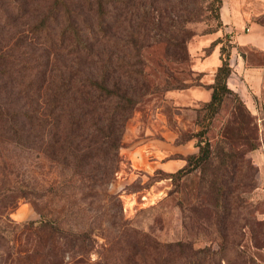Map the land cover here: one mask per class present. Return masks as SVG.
Listing matches in <instances>:
<instances>
[{
    "label": "trees",
    "instance_id": "16d2710c",
    "mask_svg": "<svg viewBox=\"0 0 264 264\" xmlns=\"http://www.w3.org/2000/svg\"><path fill=\"white\" fill-rule=\"evenodd\" d=\"M222 5V0H21L13 17L26 18V26L11 32V47L0 46V264H34L38 258L37 264H87L96 223L108 247L94 264L182 260L183 242H159L124 219L120 206L110 211L108 205L118 199L107 190L120 168L127 122L153 90L141 57L146 42L163 41L184 61L185 25L199 22L205 12L221 23ZM28 35L34 42L24 44ZM231 48L220 45L210 98L197 110L207 124L186 139L195 140L196 151L166 174L175 182L197 171L212 208L223 210V217L213 219L183 216L182 231L195 240L210 234L222 239L234 230L230 218L246 208L241 172L254 168L245 155L257 143L243 133L252 113L226 84ZM226 96L238 104L235 124L248 150L236 149L238 141L228 136L220 135L215 144L205 137ZM20 201L33 206L38 221L10 219ZM203 206L195 202L185 211L198 213Z\"/></svg>",
    "mask_w": 264,
    "mask_h": 264
},
{
    "label": "rangeland",
    "instance_id": "374dc122",
    "mask_svg": "<svg viewBox=\"0 0 264 264\" xmlns=\"http://www.w3.org/2000/svg\"><path fill=\"white\" fill-rule=\"evenodd\" d=\"M235 2L244 9L248 8L249 14L264 24V0ZM225 4L231 8L230 0ZM19 5L21 0H0L1 47H11V32L15 28L23 29L22 25L26 26V18L15 20L13 17L18 13L15 11ZM199 19V22L185 25L189 38L184 43L188 55L184 61H180L179 56H173L171 53L174 49H169L163 41L150 40L141 51L145 79L153 90L137 104L127 122L119 152L120 168L107 190L118 202L108 206L110 211L115 206H120L124 219L159 242H183L182 260L177 261V258L174 264H264V52H249L255 55V62L263 68L261 92L253 101L256 110L250 124L243 128L246 137L256 141L257 149L245 155L254 168L244 166L241 172L245 186L241 188L243 192L240 196L243 197L246 208L230 218L235 222L231 233L222 239L210 234L199 240H195V236L189 233L188 236L184 234L181 228L184 215L190 214L194 219H213L216 215L223 217V210L214 211L211 206L213 198L209 194H203L197 171L173 182L166 178L167 172L150 163L152 155L147 157L145 150H142H157L159 158H154L161 163L170 162L168 170L171 174L180 169L177 168L180 158L196 151L194 144H188L192 141L187 142L186 139L190 134L201 131L202 125L207 124L206 120L202 121V114H198L197 110L202 106L201 101L209 97V92L197 88V85L218 62L217 56H212L216 48L223 45L228 50L233 45L231 33L225 32L214 14L205 12ZM107 21L112 24L113 17L110 16ZM22 41L24 44L34 42L30 35L23 37ZM213 41L220 44L209 47ZM199 93L203 96H198ZM237 106L233 96L224 98L219 113L212 119L205 134L212 144H215L220 135H224L238 141L234 145L236 149L243 147L248 150L243 145V136L237 132ZM180 146H184L183 150H180ZM195 202L204 205L201 212H186L185 208L191 207ZM10 219L16 223L36 222L39 215L30 203L20 201L10 214ZM97 225L94 224V244L86 258L87 264H94L100 253L108 247L106 240L100 236ZM172 252L174 256L170 259H175L178 249ZM39 262L38 258L34 264Z\"/></svg>",
    "mask_w": 264,
    "mask_h": 264
},
{
    "label": "crops",
    "instance_id": "0c3cea01",
    "mask_svg": "<svg viewBox=\"0 0 264 264\" xmlns=\"http://www.w3.org/2000/svg\"><path fill=\"white\" fill-rule=\"evenodd\" d=\"M226 1L228 2L229 0H223V5L220 9V21L225 32L231 33L230 38L233 44L229 59L232 72L227 78L226 84L230 90L238 95L248 110L253 114L256 110L253 101L255 102V97L261 92L263 68L255 62V55L249 52H264V25L257 22L249 14L248 8L244 9L238 6V3L235 2L236 0H230V3H232L231 8L227 7L225 4ZM215 55L217 56L218 62L211 68L210 73L205 75L204 79L199 80V84L197 85V88L209 92L208 99L201 101L202 103L207 102L211 95L210 85L213 83L215 72L220 65L219 48H216V52L212 56ZM198 96L201 97L203 95L199 93ZM188 144H194V141ZM183 147L180 146V150H183ZM142 150H145L147 157L149 154L152 155L150 158L153 160L150 163L154 167L167 173L170 172L168 170V164L170 162L161 163L158 159L154 158H159L157 150L145 148ZM182 164L183 161L180 160L177 168H181Z\"/></svg>",
    "mask_w": 264,
    "mask_h": 264
}]
</instances>
